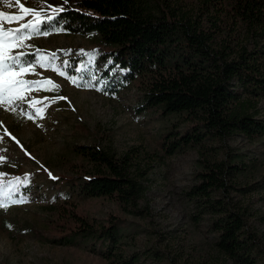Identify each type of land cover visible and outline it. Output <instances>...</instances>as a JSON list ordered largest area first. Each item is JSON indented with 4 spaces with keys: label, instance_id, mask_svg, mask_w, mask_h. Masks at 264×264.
I'll use <instances>...</instances> for the list:
<instances>
[{
    "label": "rangeland",
    "instance_id": "rangeland-1",
    "mask_svg": "<svg viewBox=\"0 0 264 264\" xmlns=\"http://www.w3.org/2000/svg\"><path fill=\"white\" fill-rule=\"evenodd\" d=\"M75 1L0 0V12L24 16L23 20L4 21L6 31L34 21V16L20 11L21 4L40 11L41 20H47L36 32L25 30L30 38L9 54L23 53L25 66H33L32 71L19 78L30 82L51 80L59 90L55 94L50 91L51 85L46 84L44 88L48 90L33 88L22 101L0 104V183L7 191L10 181L17 178L23 181L11 193L12 200L21 202L0 208V264H108L100 255L108 245H96L93 240L82 238H76L73 244L54 242L62 236L57 226L59 214L75 208L98 221L110 214L127 219L121 226L115 250L120 261L234 264L215 245L218 233L212 226L214 217L199 213L197 203L188 195L200 182L199 148L168 157L162 155L161 134L172 127L182 130L181 120L162 115V110L143 111V92L134 82L118 94L109 95L101 87L109 56L98 50L92 58L82 57L81 48H95L100 36L69 31L48 21V10ZM190 7L191 4L181 1V9ZM41 56L54 59L41 67L38 63ZM60 71L65 75H60ZM120 72L118 69L116 76ZM32 101L40 103L33 107ZM38 107L45 108L39 116L35 114ZM29 115L33 118L29 119ZM255 116L264 118V99L258 103ZM80 144L98 145L119 154L138 148L143 154L141 166H148L147 191L139 201L140 213H127L111 200L81 194L82 181L77 177L81 172L80 160L74 151ZM224 145L232 152L244 153L255 163L256 168L242 178L240 185H252L261 178L264 137L250 139L237 133L225 143L212 140L206 147L212 152L211 159L225 157ZM210 146L218 147L220 153L213 155ZM216 194L220 195L219 191ZM230 196L245 212L249 227L264 248V191L243 194L233 189ZM254 257L255 264H264L263 250H256Z\"/></svg>",
    "mask_w": 264,
    "mask_h": 264
},
{
    "label": "trees",
    "instance_id": "trees-1",
    "mask_svg": "<svg viewBox=\"0 0 264 264\" xmlns=\"http://www.w3.org/2000/svg\"><path fill=\"white\" fill-rule=\"evenodd\" d=\"M181 1L191 7L181 9ZM60 8L58 13L47 11V19L53 17L49 22L100 36L98 46L81 50L86 59L98 50L109 56L101 81L105 92L114 96L134 82L143 92V111L162 110V115L181 120L182 130L172 127L161 134L162 155L199 148L200 182L188 195L199 213L214 217L219 251L234 264H255L254 252L264 248L230 192L264 191V173L254 184L242 186V178L256 168L251 158L224 145L225 157L211 159L206 147L212 140L225 143L237 133L264 137V118L255 116L264 99V0H76ZM210 147L213 155L220 153L218 147ZM74 151L83 172L77 177L84 197L111 200L127 213L141 212L148 166H141L143 154L137 147L119 154L80 144ZM126 222L118 214L98 221L78 208L70 209L59 214L62 236L54 242L93 240L108 245L100 253L108 264H129L115 252Z\"/></svg>",
    "mask_w": 264,
    "mask_h": 264
},
{
    "label": "snow or ice",
    "instance_id": "snow-or-ice-1",
    "mask_svg": "<svg viewBox=\"0 0 264 264\" xmlns=\"http://www.w3.org/2000/svg\"><path fill=\"white\" fill-rule=\"evenodd\" d=\"M19 2V0H17ZM11 7V4H9ZM20 11L24 14H30L35 17L34 21L23 24L21 28L4 30L3 22L8 21L9 23L12 21L23 20L24 16L17 15H9L5 12H0V104H13L16 101H22L25 98V93L29 90L35 88L36 90H40L44 88V86L51 85L52 88H58L57 85H54L51 80L47 81H34L30 82L19 77L23 76L26 73L32 71L33 66L28 64L25 66V63L22 62L23 53L19 55H10V51L12 48L17 47L22 44L23 41L29 39V35L25 34V30L31 29L33 32L38 30V26L42 23L41 20V12L37 11L34 8L25 7L23 4L20 5ZM55 13L63 11L62 8H56L53 10ZM53 17L49 16L48 20L50 21ZM42 35H47V33H39ZM54 59L48 58L45 56H41L39 58L38 63H40L41 67H46L50 60ZM17 66L19 70H17ZM54 71H59V69H53ZM60 75H65L64 72L60 71ZM75 83V80H72ZM44 90H48L44 88ZM60 99H65L60 97ZM40 103V101H32L30 106H35ZM45 111V108L38 107L35 109V114L37 116L42 115ZM29 119H32L33 116L29 115ZM19 178L16 181H10L7 191H5V185L0 183V208H6L10 203H19V200H12L11 193L17 189V185L22 183Z\"/></svg>",
    "mask_w": 264,
    "mask_h": 264
}]
</instances>
